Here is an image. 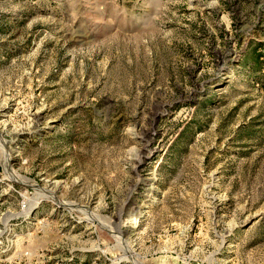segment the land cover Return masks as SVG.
Masks as SVG:
<instances>
[{
    "label": "rangeland",
    "instance_id": "374dc122",
    "mask_svg": "<svg viewBox=\"0 0 264 264\" xmlns=\"http://www.w3.org/2000/svg\"><path fill=\"white\" fill-rule=\"evenodd\" d=\"M262 43L264 0H0V264H264Z\"/></svg>",
    "mask_w": 264,
    "mask_h": 264
},
{
    "label": "built area",
    "instance_id": "2783aa9c",
    "mask_svg": "<svg viewBox=\"0 0 264 264\" xmlns=\"http://www.w3.org/2000/svg\"><path fill=\"white\" fill-rule=\"evenodd\" d=\"M30 194L32 193L26 191L24 196H22L21 201L19 202V210L23 213V215H26V217H24L25 219H29L32 213L37 210L40 204L43 202V200L36 202L37 198H35L33 194L32 196ZM32 206H34V208ZM6 251H8V247L4 250V252Z\"/></svg>",
    "mask_w": 264,
    "mask_h": 264
},
{
    "label": "trees",
    "instance_id": "16d2710c",
    "mask_svg": "<svg viewBox=\"0 0 264 264\" xmlns=\"http://www.w3.org/2000/svg\"><path fill=\"white\" fill-rule=\"evenodd\" d=\"M258 46H264V43H262L261 45L259 44ZM257 48L254 49V54L256 55V61L260 62V57H264V53L262 52H257Z\"/></svg>",
    "mask_w": 264,
    "mask_h": 264
}]
</instances>
